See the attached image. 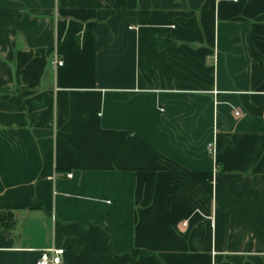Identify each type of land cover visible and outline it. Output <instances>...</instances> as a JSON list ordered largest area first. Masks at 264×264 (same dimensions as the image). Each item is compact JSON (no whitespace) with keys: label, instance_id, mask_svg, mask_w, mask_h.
<instances>
[{"label":"crops","instance_id":"crops-1","mask_svg":"<svg viewBox=\"0 0 264 264\" xmlns=\"http://www.w3.org/2000/svg\"><path fill=\"white\" fill-rule=\"evenodd\" d=\"M52 245L264 264V0H0V264Z\"/></svg>","mask_w":264,"mask_h":264},{"label":"built area","instance_id":"built-area-1","mask_svg":"<svg viewBox=\"0 0 264 264\" xmlns=\"http://www.w3.org/2000/svg\"><path fill=\"white\" fill-rule=\"evenodd\" d=\"M63 59L59 58L57 55L55 57V66L63 65ZM240 111L236 110V114H239ZM208 148L211 154L216 155L217 148H216V140L208 143ZM67 176L71 177L72 173H68ZM65 249L63 247H58L52 245L50 247H46L41 249L40 255L36 260V264H61L64 260Z\"/></svg>","mask_w":264,"mask_h":264}]
</instances>
